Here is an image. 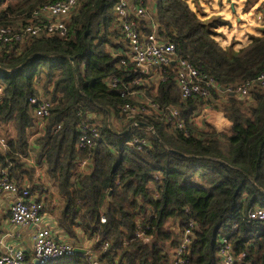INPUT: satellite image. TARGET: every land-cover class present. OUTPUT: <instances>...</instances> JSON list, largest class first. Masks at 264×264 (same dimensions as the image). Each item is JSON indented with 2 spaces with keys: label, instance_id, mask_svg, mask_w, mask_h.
<instances>
[{
  "label": "trees",
  "instance_id": "trees-1",
  "mask_svg": "<svg viewBox=\"0 0 264 264\" xmlns=\"http://www.w3.org/2000/svg\"><path fill=\"white\" fill-rule=\"evenodd\" d=\"M55 1L0 0L6 2L0 26ZM116 2L86 0L66 23V40L30 38L0 50V169L7 168L19 185L28 181L29 191L38 189L35 169L25 160L36 125L29 99L42 94L52 107L44 134L34 142V164L44 167L61 201L53 212L67 237L78 243L79 233L93 239L92 252L105 264H171L168 251L193 218L197 229L189 264H218L223 235L235 255L245 254V264H264V223L248 221L250 211L264 209V90L254 91L249 100L227 97L220 111L231 123L228 132L206 125L197 129L190 118L201 103L180 99L173 67L158 86L140 87L131 84L139 75L120 65L121 56L112 55V49L123 47L115 30ZM154 6L159 39L173 42L177 57L221 87L253 79L264 70V29L235 51L214 39L217 29L229 24L220 16L200 19L185 0H155ZM139 24L145 34L150 32ZM114 75L121 79L117 89L106 85ZM121 89L143 90L161 107L176 106L190 137L180 142L171 138L159 118L149 120L151 132L138 131L141 126L113 131L106 117L119 115L122 105L131 102L120 96ZM82 121L99 131L100 139L90 150L76 149ZM132 136L146 139L148 146L141 151L130 147ZM81 160L89 161L84 171L77 170ZM139 216L150 227L151 244L134 239ZM105 242L108 247L103 249ZM47 264L90 261L86 254L74 253Z\"/></svg>",
  "mask_w": 264,
  "mask_h": 264
},
{
  "label": "built area",
  "instance_id": "built-area-1",
  "mask_svg": "<svg viewBox=\"0 0 264 264\" xmlns=\"http://www.w3.org/2000/svg\"><path fill=\"white\" fill-rule=\"evenodd\" d=\"M85 1L59 0L47 3L38 6L14 24L0 26V50L12 44L21 45L30 38L57 37L66 40L68 38L66 23L70 20L72 12ZM149 2L150 0H117L114 6L117 16L115 30H118L121 35L123 48L117 51L112 49L111 52L115 57L121 56V66L131 67L139 75L132 80V85L144 86L149 79L158 86L159 82L166 80L168 71L173 67L174 81L180 93V99L182 101L193 99L201 103V106L191 115L190 123L192 124H196L203 118L202 109L205 107L220 111L228 96H234L239 100H249L254 91L264 90V70L253 79L223 88L213 78L197 70L186 58L177 57L174 43L159 39L156 15L154 16L150 11ZM5 5L6 2L0 3V12ZM257 21L264 29V15L258 16ZM140 22H143L150 30L148 34L140 28ZM149 74L155 79L149 78L150 76H147ZM120 83L121 79L118 75L106 81L107 87L111 89H117ZM138 91L127 92L121 89L119 92L121 97L129 98L136 93L143 101L140 105H134L133 101L127 102L120 109V114L129 121L130 128L140 126L138 121L141 120L149 124L148 127L146 126V132H151L152 127L149 120L159 118L165 126L166 134L171 138L180 142L190 137L191 134L176 106L161 107L146 94ZM2 97L3 87L0 85V104ZM29 105L33 116L42 121L49 116L52 107L49 99L42 94L31 97ZM58 128L59 126L54 131ZM79 132L77 150H90L100 139L98 129L87 121H82ZM0 144L4 147L3 140H0ZM127 145L141 151L148 146V142L144 138L132 136ZM28 164L35 166L34 161ZM88 164L89 161H79L77 170L84 171ZM2 196H7L11 200L10 224L18 228L33 227L34 231L29 252L22 248L3 247L0 250V264H47L58 258L71 256L75 253V248H81L75 246L73 243L75 241L58 228L57 216L56 214L49 215L47 209L49 206L33 199L28 185L17 184L9 177L7 168L0 169V197ZM248 221L264 223V209L250 211ZM100 222L105 223L103 216ZM196 229L195 220L188 218L177 244L168 251L171 264H189V247ZM149 230L148 225H143V217L139 216L136 220L134 239L144 244H151L153 237L149 234ZM218 245V264H245V254H234L227 235L220 236ZM107 247V242L102 244L103 249ZM84 250L90 264H105L97 259L92 248Z\"/></svg>",
  "mask_w": 264,
  "mask_h": 264
},
{
  "label": "crops",
  "instance_id": "crops-1",
  "mask_svg": "<svg viewBox=\"0 0 264 264\" xmlns=\"http://www.w3.org/2000/svg\"><path fill=\"white\" fill-rule=\"evenodd\" d=\"M189 8L196 12H201L202 18L206 19L210 16H220L224 20L229 22L228 25L221 26L217 31L221 34L223 48L228 45H232L235 51L247 46L250 43L249 36H261L263 28L260 27L257 21L258 16L264 15V0H185ZM192 4V8L190 4ZM149 9L155 16V6L152 2H149ZM199 16V15H198ZM200 17V16H199ZM121 40V39H120ZM217 40V39H216ZM218 41V40H217ZM123 48V47H122ZM149 78H154L153 75ZM147 83H152L151 80L147 79ZM143 86V85H142ZM40 89V88H39ZM143 91V90H139ZM141 93V92H140ZM144 94H146L144 92ZM147 95V94H146ZM131 101L137 103H142L140 96H135L130 98ZM203 118L193 125L197 129H201L204 125L213 128L217 132H228L231 128V123L224 117L223 112L209 109L207 107L202 109ZM36 119V125L31 132L29 138L30 148L28 151L27 162L34 161L35 155L37 153V145L34 143L35 139L44 134L45 122ZM106 122L108 126L115 132H121L122 130L129 128V121L124 118L121 114L115 115L110 113L106 117ZM146 124L143 121H138V125L141 126L138 131L146 132L147 127L142 125ZM93 125V124H92ZM149 125V124H146ZM95 126V125H94ZM8 133L13 134V128H7ZM26 161V160H25ZM30 165V164H29ZM33 167V166H32ZM35 169L33 175V182L38 188L31 192V197L35 200L39 199L44 202L49 207V215H55L53 213V208H57L61 205V201L57 197L56 191L45 175L44 167L34 166ZM38 173V174H37ZM39 175V176H37ZM28 185V181L25 182ZM29 186V185H28ZM41 188V189H40ZM31 190V189H30ZM48 200V203L46 202ZM11 200L7 196L0 197V250L3 247L11 246L14 248H22L26 251L31 250L32 245V233L34 231L33 227H14L9 222V209ZM51 208V209H50ZM79 243L73 242L75 246L81 247L83 249L92 248L94 244L93 239H88L79 233Z\"/></svg>",
  "mask_w": 264,
  "mask_h": 264
},
{
  "label": "rangeland",
  "instance_id": "rangeland-1",
  "mask_svg": "<svg viewBox=\"0 0 264 264\" xmlns=\"http://www.w3.org/2000/svg\"><path fill=\"white\" fill-rule=\"evenodd\" d=\"M247 1H248V0H247ZM151 2H152V0H150V3H151ZM153 3L155 4V0H153ZM189 4H190V6H191V8H192V4H191V3H189ZM196 11H197L198 14H196V12H195V14H196L197 16L199 15L200 17H199V16H198V17H199L200 19H203V18H202L203 16H202L201 12H198V10H196ZM216 32H218V31H216ZM218 33H219V32H218ZM220 36H221V34L219 33L217 36H214V39H215V40L217 39L218 41H217V40H216V41H217L218 44L221 46V45L223 44V42H222V39L220 38ZM151 84H152L153 86L156 87V84H155V83H151ZM138 92H141V93L144 94V91H138ZM135 96H137L136 93H134V94L131 96V98H132V97H135ZM133 104H134V105H140L141 103H137L136 100H135V101H133ZM9 127H11V126H9ZM9 134H12V133H9ZM0 140H2L1 137H0ZM3 142H4V141H3Z\"/></svg>",
  "mask_w": 264,
  "mask_h": 264
},
{
  "label": "water",
  "instance_id": "water-1",
  "mask_svg": "<svg viewBox=\"0 0 264 264\" xmlns=\"http://www.w3.org/2000/svg\"><path fill=\"white\" fill-rule=\"evenodd\" d=\"M142 125L147 126V127L149 126V125H146V124H142ZM172 152H174V153H178V152H176V151H172ZM108 198H110V194H109ZM74 252H75V253H80V254H85V250L82 249V248H75V249H74Z\"/></svg>",
  "mask_w": 264,
  "mask_h": 264
}]
</instances>
